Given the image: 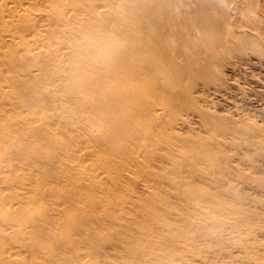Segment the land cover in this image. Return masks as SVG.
<instances>
[{
	"label": "rangeland",
	"instance_id": "1",
	"mask_svg": "<svg viewBox=\"0 0 264 264\" xmlns=\"http://www.w3.org/2000/svg\"><path fill=\"white\" fill-rule=\"evenodd\" d=\"M102 33L116 126L66 81ZM0 264H264V0H0Z\"/></svg>",
	"mask_w": 264,
	"mask_h": 264
},
{
	"label": "bare ground",
	"instance_id": "2",
	"mask_svg": "<svg viewBox=\"0 0 264 264\" xmlns=\"http://www.w3.org/2000/svg\"><path fill=\"white\" fill-rule=\"evenodd\" d=\"M116 7L114 6L115 9ZM123 27L122 30L128 31V24L126 21L123 24ZM110 33H114V30H111ZM103 35L107 37L108 33L97 35L101 42H98L99 38L97 37L93 40H90L92 42V46H88L90 42H87L84 45H75L74 47L82 49V51L77 52L76 54H72L74 49H72V52L69 51L70 53L67 57H69L68 61L70 64L68 63L67 66L68 73L66 76V81L69 85V94L72 97L74 104L78 108H81L85 111V115L83 116L89 123L94 120L96 124L103 122L107 123L109 126H112L114 123L119 124L121 121V112L123 113L122 108H125V104L121 96H126L123 91L125 88L130 89V84L125 79L127 75V71L124 67L125 55L121 54L122 48H120L119 44L117 43V40L115 39L116 37L113 38L112 35L111 37L104 39ZM145 40L146 38H141L139 41L144 42ZM143 42L141 43L144 44ZM124 47L129 53L132 51L130 46L125 45ZM93 54L97 56V60L89 61L88 57ZM77 55L80 57V60L75 62L73 58ZM137 73L138 72L135 71L133 72V75H136ZM90 78L94 79L92 84L91 81L89 82ZM133 87L131 89H133ZM76 98H81L82 101L78 102ZM103 200L107 201L106 199Z\"/></svg>",
	"mask_w": 264,
	"mask_h": 264
}]
</instances>
